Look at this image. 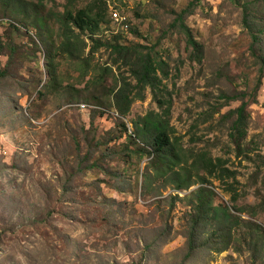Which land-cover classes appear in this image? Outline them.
Returning a JSON list of instances; mask_svg holds the SVG:
<instances>
[{
	"label": "rangeland",
	"instance_id": "1",
	"mask_svg": "<svg viewBox=\"0 0 264 264\" xmlns=\"http://www.w3.org/2000/svg\"><path fill=\"white\" fill-rule=\"evenodd\" d=\"M93 1L77 2L85 7ZM107 1V20L96 36L141 45L167 63V77L159 73L165 105L147 88L145 99L132 104L123 122L132 130V123L150 111L165 114L183 154L210 151L232 173L207 185L214 189L215 204L264 226V79L255 91L258 66L241 12L249 3L253 29L264 26V0ZM67 2L38 5L52 19L43 29L37 23L22 22L16 29L0 22V68L6 69L0 74V264H260L252 262L245 244L250 238L240 237L223 252L211 249L188 258L191 197L201 185L179 189L155 171L151 147L131 142L112 107L93 102L95 88L86 84L102 71L92 68L112 66L117 77L133 80L107 46L92 57L88 74L62 55L55 17ZM192 3L185 24L203 47L201 62L191 59L192 48L175 23ZM112 7L129 22L113 19ZM16 8L0 0V19L20 20ZM53 63L58 72L51 71ZM102 79L107 86L116 84L112 74ZM232 95L249 101L243 152L230 139L233 118L227 113L241 105L225 100Z\"/></svg>",
	"mask_w": 264,
	"mask_h": 264
},
{
	"label": "trees",
	"instance_id": "2",
	"mask_svg": "<svg viewBox=\"0 0 264 264\" xmlns=\"http://www.w3.org/2000/svg\"><path fill=\"white\" fill-rule=\"evenodd\" d=\"M40 3L30 5L28 0H4V6L7 8L18 7L13 13L20 17V20H12L10 18H2L0 22L9 23L16 29H20L22 22L26 24H38L37 28H45L48 18L44 15L38 6ZM78 0H68L67 7L64 11L57 13L55 21L60 24V35L62 43L59 50L62 55L68 59L78 63L82 74H88L91 69V59L96 52L107 46L112 50L113 54L124 61L130 72V81L125 75L118 77L113 73L112 66L102 67L101 69H93L94 72L101 70V76L93 75L86 86L95 88L92 95L93 102L100 106L110 105L111 113L116 114L120 122L123 134L134 144L137 141L151 147L149 154L154 157L153 167L155 171L159 170V174L168 176L173 182L177 183L179 189H190L196 184L201 186L193 192L191 197V214L190 228L188 229L187 244L188 258H195L198 252L207 250H216L218 253L227 250L231 244H236L239 237L249 240L245 244L252 251V262L264 261V226L251 220H244L240 215L235 214L232 209L225 204H215L214 189L207 185H212V179L224 181L225 177L231 178L232 173L224 165V161L220 158H214L209 151L195 152L193 150L185 151L180 145V141L174 134V127L171 126L169 119L161 112L150 111L143 117L133 122V129L130 130L122 119L127 118L131 114L132 104L136 100L145 99V91L147 88L163 107L165 105L162 89V76L167 77V63L162 59H157L153 51L144 52L141 45L128 46L119 42L112 43L103 41L96 34L100 30L102 23L107 20L109 5L107 0H94L85 7L78 6ZM193 3L176 16V24L187 37V46L192 48L191 59L201 62L197 58L201 54L202 45L195 39L191 29L185 24L186 16L192 11ZM242 27L250 37L249 53L255 59L258 66V75L256 77L255 91L260 88L264 79V50L259 47L258 42L264 43V26H258L253 29V22L250 15V5L244 2L241 5ZM112 13V10H111ZM52 20V19H51ZM23 27L25 25L23 24ZM260 42V43H261ZM51 46L54 42H49ZM55 47V45H54ZM57 48V49H58ZM88 48L89 52H88ZM16 48L11 51L15 52ZM118 61L114 62L117 65ZM51 71L58 72L56 65L50 64ZM121 69V68H120ZM6 69L0 68V74H4ZM112 74L116 84L107 86L102 76ZM86 86L84 88H86ZM104 90L100 93L96 88ZM246 96L232 95L225 97L226 101H241V105L227 113V116L233 118L231 125L230 139L239 152H243V139L246 138L249 126V117L247 113V105L249 101H245ZM102 110V111H101ZM106 108H100L103 114H106ZM80 146V144H79ZM142 152L144 150L140 149ZM195 178H197L196 181ZM150 179L145 180V183ZM94 189H98L95 187ZM236 196L232 200L236 201ZM238 212L243 209L234 206ZM247 227L242 232V223ZM244 226V227H245ZM242 232V233H241ZM205 233H210V236ZM260 263V264H261Z\"/></svg>",
	"mask_w": 264,
	"mask_h": 264
},
{
	"label": "built area",
	"instance_id": "3",
	"mask_svg": "<svg viewBox=\"0 0 264 264\" xmlns=\"http://www.w3.org/2000/svg\"><path fill=\"white\" fill-rule=\"evenodd\" d=\"M112 17L113 19L121 23L127 24L129 22V17L126 14L113 7H112ZM82 107L84 108V105H82Z\"/></svg>",
	"mask_w": 264,
	"mask_h": 264
}]
</instances>
